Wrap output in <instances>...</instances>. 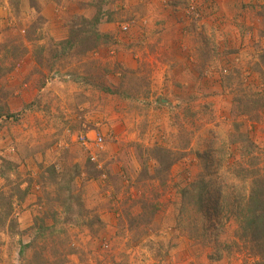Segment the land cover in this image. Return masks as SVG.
Here are the masks:
<instances>
[{
    "label": "rangeland",
    "instance_id": "1",
    "mask_svg": "<svg viewBox=\"0 0 264 264\" xmlns=\"http://www.w3.org/2000/svg\"><path fill=\"white\" fill-rule=\"evenodd\" d=\"M263 102L264 0H0V264H252L180 192L264 176Z\"/></svg>",
    "mask_w": 264,
    "mask_h": 264
},
{
    "label": "trees",
    "instance_id": "2",
    "mask_svg": "<svg viewBox=\"0 0 264 264\" xmlns=\"http://www.w3.org/2000/svg\"><path fill=\"white\" fill-rule=\"evenodd\" d=\"M97 21L98 19L94 18L91 24L97 23ZM91 33L93 34L92 40L94 42L88 45L87 51L95 48L99 39L97 32L93 30ZM255 108L257 110L251 108L252 110L249 109V112L252 115L251 117L257 120V113L264 109V102L260 107L255 105ZM243 112L245 113L246 111ZM245 141L247 142L246 138ZM221 143L225 144L224 142ZM147 151L165 174L184 155L182 151L177 152L175 155L171 154L160 146L149 148ZM92 163L95 162L92 161ZM208 177L207 173L199 174L195 180L190 182L180 192V215L186 216L188 220L185 225L186 229L197 231L195 223L199 221L203 224L210 214L216 215L220 212L225 214V219L232 217L237 221L238 225L236 235L241 244L240 250L245 251L252 258V264H264V176L251 180L249 191L246 195L242 191L229 193L228 190L235 189V186L228 185L225 181L214 185L208 180ZM142 213L143 211L137 217L141 216L143 218ZM154 214L152 213L151 216ZM208 224H210V221ZM207 230L210 232L208 235L206 234ZM193 235L194 237H202L203 243L207 242L211 235L214 236L216 249L214 251L215 254L211 257H213L212 259H218L221 256V247L216 242L215 232L202 225L200 233L194 232Z\"/></svg>",
    "mask_w": 264,
    "mask_h": 264
},
{
    "label": "built area",
    "instance_id": "3",
    "mask_svg": "<svg viewBox=\"0 0 264 264\" xmlns=\"http://www.w3.org/2000/svg\"><path fill=\"white\" fill-rule=\"evenodd\" d=\"M125 28V27H124ZM80 144L86 149L89 153V159L93 162H97V154L103 148V138L102 136L95 135L90 136H80L78 137Z\"/></svg>",
    "mask_w": 264,
    "mask_h": 264
},
{
    "label": "crops",
    "instance_id": "4",
    "mask_svg": "<svg viewBox=\"0 0 264 264\" xmlns=\"http://www.w3.org/2000/svg\"><path fill=\"white\" fill-rule=\"evenodd\" d=\"M87 154H88V158H89V153L87 152Z\"/></svg>",
    "mask_w": 264,
    "mask_h": 264
}]
</instances>
